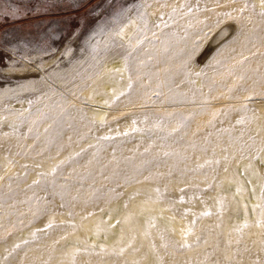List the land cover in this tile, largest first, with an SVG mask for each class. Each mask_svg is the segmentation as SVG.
<instances>
[{"label": "rangeland", "instance_id": "374dc122", "mask_svg": "<svg viewBox=\"0 0 264 264\" xmlns=\"http://www.w3.org/2000/svg\"><path fill=\"white\" fill-rule=\"evenodd\" d=\"M0 264H264V0H0Z\"/></svg>", "mask_w": 264, "mask_h": 264}, {"label": "bare ground", "instance_id": "6f19581e", "mask_svg": "<svg viewBox=\"0 0 264 264\" xmlns=\"http://www.w3.org/2000/svg\"><path fill=\"white\" fill-rule=\"evenodd\" d=\"M231 22L226 21L225 23L219 24V26L216 27L215 31L213 30V34L211 36V38L209 39V42H215V44H221V43H225L229 37H227V34L229 33L230 29H231ZM132 30V26L127 25L123 27V35L124 37H127L130 33V31ZM211 45V44H210ZM212 46V45H211ZM220 46V45H219ZM119 84V83H118ZM123 85V84H122ZM140 209H145L147 210L144 206L138 208V210ZM144 210V211H145ZM148 210L152 213V209L148 207ZM147 214V213H146ZM90 222H92V220H90ZM89 222V223H90ZM122 222L125 226V230L128 231L130 230L132 227H134L133 225V221L131 218L130 214H126L124 213L122 215ZM90 226V225H89ZM87 226L88 229H90L91 227ZM88 231V230H87Z\"/></svg>", "mask_w": 264, "mask_h": 264}, {"label": "snow or ice", "instance_id": "6c2138e0", "mask_svg": "<svg viewBox=\"0 0 264 264\" xmlns=\"http://www.w3.org/2000/svg\"><path fill=\"white\" fill-rule=\"evenodd\" d=\"M49 227L51 226V225H48Z\"/></svg>", "mask_w": 264, "mask_h": 264}]
</instances>
